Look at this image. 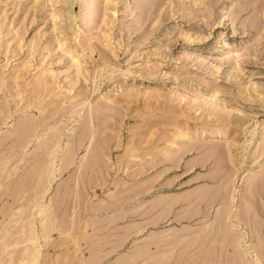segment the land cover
Listing matches in <instances>:
<instances>
[{"label": "rangeland", "instance_id": "rangeland-1", "mask_svg": "<svg viewBox=\"0 0 264 264\" xmlns=\"http://www.w3.org/2000/svg\"><path fill=\"white\" fill-rule=\"evenodd\" d=\"M0 260L264 264V0H0Z\"/></svg>", "mask_w": 264, "mask_h": 264}, {"label": "bare ground", "instance_id": "bare-ground-1", "mask_svg": "<svg viewBox=\"0 0 264 264\" xmlns=\"http://www.w3.org/2000/svg\"><path fill=\"white\" fill-rule=\"evenodd\" d=\"M29 142H30V141H29ZM29 142H28V143H29ZM12 144H13V142H12ZM10 146H11V145H10ZM23 146H24V145H23ZM17 147H18V146H17ZM13 148H14V147H13ZM9 149H10V148H9ZM40 181H42V180H40ZM44 182H45V181H44ZM44 191H45V190H44ZM46 191H47V190H46ZM41 193H43V192H41ZM36 199H38V197H37ZM34 206H35V205H34ZM40 210H41V209H40ZM30 231H32V232L34 233L33 230H30ZM29 237H30V236H29ZM29 237H28V238H29ZM25 238H26V236H25ZM32 239H33V238H32ZM29 240H30V239H29ZM26 241H27V240H26ZM32 241H34V240H32ZM27 242H28V241H27ZM29 243H30V242H29ZM31 243H32V242H31ZM33 243H34V242H33ZM33 243H32V245H33ZM32 245H31V246H32ZM27 246H28V245H27ZM34 246H35V245H34ZM36 247H37V246H36ZM26 248H27V247H26ZM31 248H32V247H31ZM28 249H30V248L28 247ZM32 249H33V248H32ZM29 251H30V250H29ZM35 252H36V250H35ZM29 253H30V252H29ZM25 254H26V253H25ZM31 254H32V253H31ZM29 255H30V254H29ZM32 258L34 259V257H32ZM19 259H20V258H19ZM29 259H30V257H29ZM21 260H22V259H21ZM26 260H28V258L25 259V261H26ZM34 260H35V259H34ZM0 261H1V260H0ZM16 262H18V261H16ZM16 262H15V264H17ZM23 262H24V261H23ZM29 262H30V261H29ZM18 263H19V262H18ZM25 264H26V263H25Z\"/></svg>", "mask_w": 264, "mask_h": 264}]
</instances>
